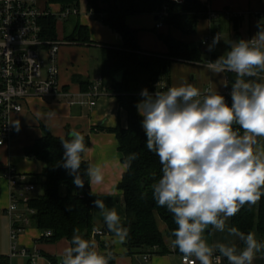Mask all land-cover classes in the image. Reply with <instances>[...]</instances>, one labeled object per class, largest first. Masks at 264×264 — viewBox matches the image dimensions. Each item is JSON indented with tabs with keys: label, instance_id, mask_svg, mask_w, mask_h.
<instances>
[{
	"label": "clouds",
	"instance_id": "clouds-1",
	"mask_svg": "<svg viewBox=\"0 0 264 264\" xmlns=\"http://www.w3.org/2000/svg\"><path fill=\"white\" fill-rule=\"evenodd\" d=\"M251 39L233 42L229 50L206 67L214 74L232 72L231 104L213 89L203 92L191 83L167 90H141L137 111L146 134V148L155 153L162 165V176L152 185L157 206L166 208L177 227L171 232L185 260L195 257L193 264H213L214 253L226 257L229 264H253L264 243L254 233L247 234L232 227L229 235L243 242L238 252L233 243L209 245L203 238L207 226L224 232L226 219L234 217L245 205H255L264 196V153H255L256 137H264V28ZM217 33L208 51L220 42ZM227 87V84L225 85ZM239 125L243 135L234 130ZM19 131V121L14 122ZM62 139V167L73 176V184L83 188L80 172L82 154L87 151L84 135L76 130ZM137 159L130 153L125 164L130 167ZM89 184H100L103 173L99 165L89 164L85 173ZM100 210L108 230L120 243L129 230L121 223L115 208L104 201H93ZM222 214V215H221ZM107 256L96 251L94 240L85 239L80 229H73L71 246L63 250L60 264H108Z\"/></svg>",
	"mask_w": 264,
	"mask_h": 264
},
{
	"label": "crops",
	"instance_id": "crops-1",
	"mask_svg": "<svg viewBox=\"0 0 264 264\" xmlns=\"http://www.w3.org/2000/svg\"><path fill=\"white\" fill-rule=\"evenodd\" d=\"M36 2L42 8H49L48 0ZM53 7L60 8L58 4H54ZM210 8L219 12L218 18L212 21L208 17L201 18L193 34H186L175 26H167L162 18L163 26L157 27L160 19L154 13L130 14L126 17L127 24L138 30L141 49L159 55L167 54L169 51L160 35H171L186 43H202L210 32L221 34L220 42L212 51H208V46H203L204 60L172 61L169 74L163 79L169 87L191 83L202 92L206 89H213L218 93L227 91L230 88L227 72L214 74L206 67L208 61H212V54L223 55L233 42L251 39L259 30L258 26L264 28V0H211ZM90 9L88 1L81 0L79 14L72 16L77 22L88 27L91 42L80 43L67 39L68 43L62 44L60 48V82L64 91L69 94L66 97L46 100L29 99L22 111L12 115L13 125L19 121V131L14 125L13 139L7 145L0 146V257L8 259L10 264L32 263L26 256L12 255L13 241L8 207L16 201L17 212L24 214H27L28 207L19 196L14 198V187L6 172L12 167L16 173L27 175L29 182L33 183L36 180V175L43 171L45 164L39 159L29 157L25 149L44 135V126L59 137L66 136L72 130L89 135L90 144L84 158L89 164L99 165L103 173L102 183L91 184L93 201L96 199L104 201L107 208H115L121 217L122 225L126 221L124 195L119 184L127 166L123 162L116 134L102 128L97 129L102 126L115 127L119 122L123 126L128 124L127 111L120 105L112 88L113 82L122 81L124 72L118 71L107 78L102 74L104 52L107 49H122L124 39L120 33L91 15ZM61 25L62 23H59L60 28ZM100 78L103 86L100 94L96 95L93 85ZM255 139L258 141L253 145L254 152L264 153V137ZM41 188L37 186L36 190L30 193L31 197L39 195ZM93 214L96 227H107L100 210L95 208L94 204ZM157 220L160 230L165 233V241L172 250L160 253L158 248H153L154 253L146 251L151 256L145 259L146 253H129L125 242L120 243L114 234L107 232L102 238L112 246L111 259L114 260V264H187L182 261V254L175 250L167 234L166 223L159 216ZM230 221L231 218L226 219L224 232L216 231L211 225L207 226L205 232L209 234L210 245L234 243L239 252L244 248V244L237 237L229 235ZM255 232L256 239L260 242L258 232L253 233ZM42 235L43 231L40 228L27 225L18 235V249L27 248L31 253H37L38 264H51L50 257L57 259L60 264L63 250L71 246L70 241L62 238L54 243L44 242L40 240ZM95 243L96 251L103 252L99 242ZM221 257L220 262H215L213 257V264H229L226 257ZM193 258L195 259L194 256ZM196 264H199V261H196ZM253 264H264V255L257 253Z\"/></svg>",
	"mask_w": 264,
	"mask_h": 264
},
{
	"label": "trees",
	"instance_id": "trees-1",
	"mask_svg": "<svg viewBox=\"0 0 264 264\" xmlns=\"http://www.w3.org/2000/svg\"><path fill=\"white\" fill-rule=\"evenodd\" d=\"M94 16L103 21L124 39L122 49H107L104 52L102 74L104 78L110 77L118 71L124 72L122 81L112 84L117 94L120 105L127 111L128 124L123 126L120 122L115 127L103 129L116 134L122 159L125 163L130 153H136L137 159L132 161L131 166L126 169L119 188L124 195V206L126 221L123 224L129 230L125 245L130 252L143 254L146 251L154 253H167L172 250L165 241V233L158 225L159 216L167 225V234L170 240L175 237L171 232L177 227L173 216L166 208L159 207L152 196V185L162 176V165L155 153L149 152L145 146L146 134L142 128V117L137 111V102L142 99L141 90L147 88L149 92L157 90V82L162 81L169 74L173 60L202 61L205 57L202 43H186L171 35H160L168 46V53L159 55L157 53L145 52L138 42V30L130 27L126 17L130 14L154 13L157 14L164 7L168 15L164 17L167 26H175L186 34H193L201 18L207 17L206 6L198 0L191 4H178L172 0H87ZM50 4H58L61 9H79L81 0H48ZM239 19V17H237ZM59 20L57 16H47L42 20L43 34L47 38L56 39L60 33ZM68 40L80 43L91 42L88 27L76 22L73 32L67 36ZM220 54H212L214 61ZM230 87L236 79V74L227 72ZM258 82L264 81V73L259 78L246 77ZM222 95V93H220ZM225 97V96H224ZM226 102L231 104V96L225 97ZM234 130L242 135L243 130L239 125H233ZM44 135L33 145L25 149L26 154L44 162L43 171L33 181L36 186L44 189L42 194L32 196L27 207L33 209V213L27 215L30 225L36 226L43 231L40 240L54 243L66 238L71 243L73 229L79 228L80 234L85 239L98 241L103 252L111 254L108 264H114L111 259L112 246L100 236L94 235L96 227L93 214V192L89 179L85 173L89 162L82 154L80 172L84 180L83 188L73 184L74 177L69 175L68 170L62 167L63 148L62 139H70L67 134L64 137L55 136L51 130L44 126ZM85 144H90L89 135L83 134ZM258 141V139L256 140ZM254 150V147H253ZM264 191V189H262ZM231 228L247 234L257 231L260 242L264 243V196L255 204H245L241 210L231 217ZM105 233L109 232L107 227L102 228ZM178 252L179 249L175 247ZM264 255V250L260 252ZM182 254V253H181ZM51 264H59L58 260L50 257ZM0 264H10L6 258L0 257Z\"/></svg>",
	"mask_w": 264,
	"mask_h": 264
},
{
	"label": "built area",
	"instance_id": "built-area-1",
	"mask_svg": "<svg viewBox=\"0 0 264 264\" xmlns=\"http://www.w3.org/2000/svg\"><path fill=\"white\" fill-rule=\"evenodd\" d=\"M178 4L187 3L186 0H172ZM206 6L207 17L212 21L219 16V12L210 8L211 0H198ZM79 9H56L55 7L42 8L36 0H0V146L7 145L14 137L15 128L12 122L13 113L24 109L25 103L31 98L46 100L55 97H66L60 82L59 53L63 43L60 35L50 39L43 34L42 20L47 16L55 15L63 19L68 16L78 15ZM94 15V11L89 12ZM159 19L156 26L162 27L161 20L168 15L164 7L157 13ZM216 32H210L202 41L203 46L211 44ZM220 34V33H219ZM221 37V34H220ZM103 86L102 79H98L93 88L99 95ZM157 90H167L169 85L165 81L157 82ZM104 90V89H103ZM231 87L222 93L231 96ZM6 176L14 187V198L20 197L24 204L31 198L30 193L37 186L28 181L25 174L16 173L9 167ZM28 213L33 209L27 208ZM11 219L12 255L28 257L32 264H38V254L31 253L27 248L18 249V235L29 225L27 214L17 212V202L8 207ZM94 235H106L102 228L95 227ZM151 255L146 253L145 259ZM222 259L219 252L214 254V261ZM193 257L182 261L193 264Z\"/></svg>",
	"mask_w": 264,
	"mask_h": 264
},
{
	"label": "rangeland",
	"instance_id": "rangeland-1",
	"mask_svg": "<svg viewBox=\"0 0 264 264\" xmlns=\"http://www.w3.org/2000/svg\"><path fill=\"white\" fill-rule=\"evenodd\" d=\"M53 6L54 4L49 3V7H53ZM59 22L60 24L62 23L61 28H60V31H61L60 37L63 39V43H68L67 36H69L73 32V28L77 22V19L74 18L73 16L70 17L69 19L59 18ZM43 192H44V189L41 188V190H39V194H42ZM254 234L255 236L257 235L256 232ZM208 235L209 234H207L206 232H203L202 238L210 245V238L208 237Z\"/></svg>",
	"mask_w": 264,
	"mask_h": 264
},
{
	"label": "water",
	"instance_id": "water-1",
	"mask_svg": "<svg viewBox=\"0 0 264 264\" xmlns=\"http://www.w3.org/2000/svg\"><path fill=\"white\" fill-rule=\"evenodd\" d=\"M187 3L191 4L193 2V0H186ZM158 19V16L156 17Z\"/></svg>",
	"mask_w": 264,
	"mask_h": 264
}]
</instances>
